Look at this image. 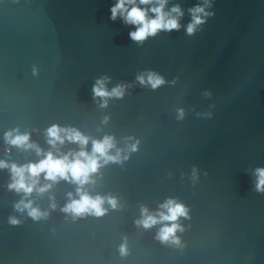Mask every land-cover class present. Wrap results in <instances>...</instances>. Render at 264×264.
<instances>
[{
  "label": "water",
  "instance_id": "95a60500",
  "mask_svg": "<svg viewBox=\"0 0 264 264\" xmlns=\"http://www.w3.org/2000/svg\"><path fill=\"white\" fill-rule=\"evenodd\" d=\"M202 2L171 0L185 13L182 27L138 42L134 26L111 19L116 0H0V159L37 160L17 148L5 154L4 135L17 127L38 129L32 139L45 149L53 124L115 135L122 147L124 137L140 141L129 160L102 170L93 194L122 207L100 218L21 215L10 172L0 170V264H264V193L254 176L264 168V0H211V15L189 34V9ZM149 72L166 83L139 84ZM105 76L110 88L130 87L101 109L93 87ZM74 190L61 182L32 198L63 206ZM168 198L190 209L179 248L135 225L141 205Z\"/></svg>",
  "mask_w": 264,
  "mask_h": 264
},
{
  "label": "clouds",
  "instance_id": "9594fccd",
  "mask_svg": "<svg viewBox=\"0 0 264 264\" xmlns=\"http://www.w3.org/2000/svg\"><path fill=\"white\" fill-rule=\"evenodd\" d=\"M171 0H116L111 8V19H120L125 25L134 26L135 31L129 33L130 37L138 42L155 36L160 31L178 30L182 27L181 20L185 13L179 4L169 8ZM211 7V0H203L189 12L191 22L187 25L189 34L195 31L205 22V18L211 15L207 11ZM37 70L34 69V74ZM139 84L158 89L166 81L157 73L149 72L137 77ZM109 77H102L95 82L93 87V99L98 107L106 109L112 99L123 98L130 85L118 84L109 87ZM184 118V111H178V119ZM109 117L102 121L107 125ZM22 131L19 127L7 131L4 135V148L6 155H10L12 148L23 152L35 153L36 161H29L23 165L0 159V170L10 172L11 181L8 189L21 196L15 204L16 212L26 214L34 221L47 220L53 211L59 210L76 221L86 217H104L111 210L122 207L118 197L104 195L95 192V186L102 177V170L112 164H123L131 158V155L139 150L140 141L128 136L121 141L115 135L104 134L96 138L87 134L75 126H62L53 124L44 130L45 142L48 148L41 147L32 139V132ZM74 146V147H69ZM255 190L264 193V168L254 171ZM193 180L198 179V172L193 169ZM61 182L75 187L74 191L66 194V202L63 206L56 203L55 196H49L48 208L39 206L32 197H43L53 191ZM139 217L135 220L137 228L145 231L156 229L155 239L167 246L182 247L181 234L186 231L183 220L190 219V209L175 198H168L158 203L155 209L147 205H141ZM9 223L19 225L22 223L17 216L9 217ZM122 257L129 254L127 237L123 238L119 246Z\"/></svg>",
  "mask_w": 264,
  "mask_h": 264
}]
</instances>
